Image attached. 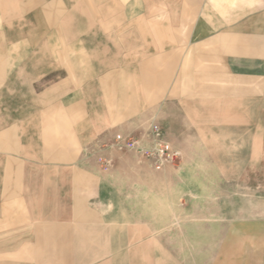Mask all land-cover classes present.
<instances>
[{
    "label": "crops",
    "instance_id": "0c3cea01",
    "mask_svg": "<svg viewBox=\"0 0 264 264\" xmlns=\"http://www.w3.org/2000/svg\"><path fill=\"white\" fill-rule=\"evenodd\" d=\"M20 86L2 264H264L226 195L264 175V0H0V97ZM148 123L174 165L114 146Z\"/></svg>",
    "mask_w": 264,
    "mask_h": 264
},
{
    "label": "rangeland",
    "instance_id": "374dc122",
    "mask_svg": "<svg viewBox=\"0 0 264 264\" xmlns=\"http://www.w3.org/2000/svg\"><path fill=\"white\" fill-rule=\"evenodd\" d=\"M52 67V71H53ZM49 72V69H47ZM44 72H47L46 69ZM63 73L56 70L54 73L52 72L50 76L45 79L39 81L35 86L36 88H42V86L47 83H53L57 81L58 77L62 76ZM19 90H24V95L21 93L16 96H11L10 91H6L2 97H0V119L4 120V123L11 122L14 119L17 118H24L26 117V113L22 112L21 108L24 107V111H26V101L30 99L28 96H26V87H19ZM20 108L19 110H17ZM147 127H142L138 130H135L133 132H130L127 135H122L124 137L121 138L120 141L116 140L114 141V146L116 149H119L121 151H133L135 153H138L136 150H130V149H121L123 147V144L128 140H131V138L139 139L141 142V147L146 148L147 150H150L152 147V130L153 127L156 126L150 123L147 124ZM117 138V137H116ZM125 138V140H123ZM124 141V142H122ZM112 146V145H111ZM144 158V157H143ZM146 161L150 162L153 166H155L154 162L151 161V159L145 158ZM245 163V161H244ZM168 165H174V163H166L162 166V168L168 166ZM246 165H244L245 167ZM260 171L262 168H264V163L260 164ZM257 178V179H256ZM258 180V183L256 184V181ZM253 180V184L258 185V190H250V183ZM242 190L237 191H231L227 192V216L228 218L236 217V218H254V217H264V175H259L258 177H252L250 175H244L243 181H242ZM235 199L234 203L232 201ZM235 197V198H234ZM234 204V205H233ZM0 264H2L0 260Z\"/></svg>",
    "mask_w": 264,
    "mask_h": 264
},
{
    "label": "built area",
    "instance_id": "2783aa9c",
    "mask_svg": "<svg viewBox=\"0 0 264 264\" xmlns=\"http://www.w3.org/2000/svg\"><path fill=\"white\" fill-rule=\"evenodd\" d=\"M152 147L150 150H147L144 147H141V142L139 139L131 138L128 140L121 149H130L136 150L142 157L151 159L154 162L155 166L162 168L166 163H176L178 161L179 155L175 152L170 151L168 145L163 141L162 131L154 126L152 130ZM121 137H119V140ZM124 142V141H122Z\"/></svg>",
    "mask_w": 264,
    "mask_h": 264
}]
</instances>
